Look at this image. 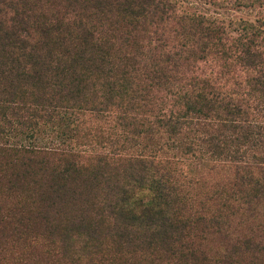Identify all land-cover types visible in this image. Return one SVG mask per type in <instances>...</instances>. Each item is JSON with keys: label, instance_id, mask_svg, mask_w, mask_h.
Instances as JSON below:
<instances>
[{"label": "trees", "instance_id": "1", "mask_svg": "<svg viewBox=\"0 0 264 264\" xmlns=\"http://www.w3.org/2000/svg\"><path fill=\"white\" fill-rule=\"evenodd\" d=\"M201 161L224 173L205 198ZM258 215L263 22L0 0V264H264Z\"/></svg>", "mask_w": 264, "mask_h": 264}, {"label": "rangeland", "instance_id": "2", "mask_svg": "<svg viewBox=\"0 0 264 264\" xmlns=\"http://www.w3.org/2000/svg\"><path fill=\"white\" fill-rule=\"evenodd\" d=\"M185 9L189 12L200 13L204 15H209L228 23L230 20H239L244 19L251 21L253 23H264V0H182ZM253 102L252 105H254ZM217 165L212 163H204V162H194L188 167H184L183 170L185 171L186 178H194L199 180V184L196 187L195 185L190 188V186H184L183 188L189 191V194L193 195L195 192L196 197L205 198L207 188H210V185L214 183L216 180L223 179V172L222 170L218 169ZM195 189V190H193ZM195 195V194H194ZM197 203L198 200L195 199ZM254 219H249V222L241 223L242 227L246 226H258L259 228L264 230V217L262 215H258L256 217H251ZM232 232V230H228ZM222 233L216 235H209L213 236L210 239L209 245H216L212 247V251H215L219 245L224 240V237H228L229 234ZM237 234V232H234ZM232 238H234L232 236Z\"/></svg>", "mask_w": 264, "mask_h": 264}]
</instances>
